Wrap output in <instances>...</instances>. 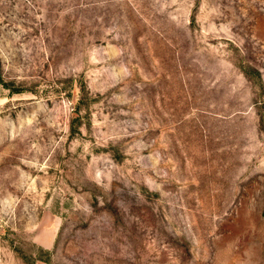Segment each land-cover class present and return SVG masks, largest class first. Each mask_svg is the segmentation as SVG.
<instances>
[{"label":"rangeland","instance_id":"374dc122","mask_svg":"<svg viewBox=\"0 0 264 264\" xmlns=\"http://www.w3.org/2000/svg\"><path fill=\"white\" fill-rule=\"evenodd\" d=\"M0 264H264V0H0Z\"/></svg>","mask_w":264,"mask_h":264}]
</instances>
